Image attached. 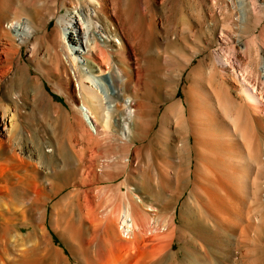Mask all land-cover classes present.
<instances>
[{
    "label": "bare ground",
    "instance_id": "bare-ground-1",
    "mask_svg": "<svg viewBox=\"0 0 264 264\" xmlns=\"http://www.w3.org/2000/svg\"><path fill=\"white\" fill-rule=\"evenodd\" d=\"M27 104L0 264H264V0H0V148Z\"/></svg>",
    "mask_w": 264,
    "mask_h": 264
},
{
    "label": "rangeland",
    "instance_id": "rangeland-1",
    "mask_svg": "<svg viewBox=\"0 0 264 264\" xmlns=\"http://www.w3.org/2000/svg\"><path fill=\"white\" fill-rule=\"evenodd\" d=\"M30 7V5H27ZM55 11V3H52L48 9L47 15L49 12H54ZM28 12H30V8H28ZM31 13V12H30ZM55 21L52 20L51 24L49 25V28L54 25ZM131 55V52L129 53ZM23 60L28 61V48L26 46L23 47ZM131 58L133 56L131 55ZM31 69L32 66H31ZM46 88L49 90H52L49 83H45ZM52 95L54 96L53 100L56 101L57 103L63 102L64 104L67 105L65 102V99L62 97V95L57 94L55 92H52ZM68 106V105H67ZM27 113H25L24 117H17L14 114L13 119L11 120V115H6L5 116V121L7 123V134H14L17 132V134H20L19 137L15 136L14 141L10 142L9 147H2L0 148V184H6L9 183L10 181H14V183H17L20 180H24L25 182L28 179L33 178L35 175V170L38 167V163L35 161L31 162L27 160L25 156V152L20 150V145L26 148L27 143L32 140L34 144H37L38 148L39 147H45L46 151H49L48 153H53L56 147L53 145L54 141L53 139H46V142H43V144L40 146L38 143L39 141V135L42 132H47L49 131V128H45L44 125H46L45 121H42L40 119V114L43 113V110L41 111V108L36 109L34 108L33 105L27 104ZM68 110H70V107H68ZM72 111V110H71ZM11 113H14L13 110ZM79 116V113H74L72 111V117L74 116ZM18 125H23V129L21 130H13L12 126H18ZM68 123L64 122L63 119H60L59 121V126L56 129V131L64 136H70L73 134V130L67 127ZM9 129V130H8ZM51 130V129H50ZM47 145H53V147H46ZM52 150V151H51ZM104 154L101 156L100 161L98 162L100 166H103L105 163L104 160ZM63 177L62 173H59L56 176V180H61ZM71 187H67L64 189L58 196L66 193L68 190H70ZM56 196V197H58ZM55 197V198H56ZM57 241V240H56ZM58 242V241H57ZM72 259V257H71ZM72 264H75L74 260L71 262Z\"/></svg>",
    "mask_w": 264,
    "mask_h": 264
}]
</instances>
